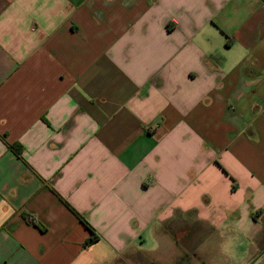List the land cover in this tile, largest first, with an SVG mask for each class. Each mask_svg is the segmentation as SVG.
<instances>
[{
  "label": "crops",
  "instance_id": "crops-1",
  "mask_svg": "<svg viewBox=\"0 0 264 264\" xmlns=\"http://www.w3.org/2000/svg\"><path fill=\"white\" fill-rule=\"evenodd\" d=\"M263 233L264 0H0V264H264Z\"/></svg>",
  "mask_w": 264,
  "mask_h": 264
},
{
  "label": "trees",
  "instance_id": "trees-1",
  "mask_svg": "<svg viewBox=\"0 0 264 264\" xmlns=\"http://www.w3.org/2000/svg\"><path fill=\"white\" fill-rule=\"evenodd\" d=\"M12 149L17 155H20L21 152H22V148L19 147V145H13ZM77 217L80 218V221H82V223H84V225L89 229V231L91 233V237L87 240V242L85 244L86 245H91V244L95 243L97 241V237L95 236L93 230L88 226V224L85 222V220L82 217H80L78 215H77Z\"/></svg>",
  "mask_w": 264,
  "mask_h": 264
},
{
  "label": "rangeland",
  "instance_id": "rangeland-1",
  "mask_svg": "<svg viewBox=\"0 0 264 264\" xmlns=\"http://www.w3.org/2000/svg\"><path fill=\"white\" fill-rule=\"evenodd\" d=\"M258 243H259V245H260L261 243H263V244L260 246V248H259V251H262V250L264 249V233H263V235L261 236V238H260V240L258 241ZM130 264H133V263L130 262Z\"/></svg>",
  "mask_w": 264,
  "mask_h": 264
},
{
  "label": "built area",
  "instance_id": "built-area-1",
  "mask_svg": "<svg viewBox=\"0 0 264 264\" xmlns=\"http://www.w3.org/2000/svg\"><path fill=\"white\" fill-rule=\"evenodd\" d=\"M29 222L35 223V219L34 218H29Z\"/></svg>",
  "mask_w": 264,
  "mask_h": 264
}]
</instances>
